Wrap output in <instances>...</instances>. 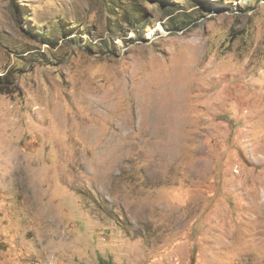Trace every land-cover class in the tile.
<instances>
[{"label": "rangeland", "instance_id": "rangeland-1", "mask_svg": "<svg viewBox=\"0 0 264 264\" xmlns=\"http://www.w3.org/2000/svg\"><path fill=\"white\" fill-rule=\"evenodd\" d=\"M264 264V0H0V264Z\"/></svg>", "mask_w": 264, "mask_h": 264}, {"label": "built area", "instance_id": "built-area-1", "mask_svg": "<svg viewBox=\"0 0 264 264\" xmlns=\"http://www.w3.org/2000/svg\"><path fill=\"white\" fill-rule=\"evenodd\" d=\"M31 264H37L36 262H33V263H31Z\"/></svg>", "mask_w": 264, "mask_h": 264}]
</instances>
